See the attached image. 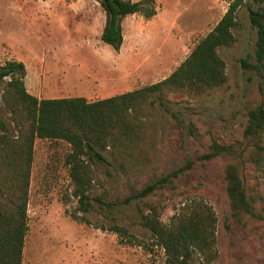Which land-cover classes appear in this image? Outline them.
<instances>
[{
	"label": "rangeland",
	"instance_id": "obj_1",
	"mask_svg": "<svg viewBox=\"0 0 264 264\" xmlns=\"http://www.w3.org/2000/svg\"><path fill=\"white\" fill-rule=\"evenodd\" d=\"M153 6L147 19L136 13L122 17V42L114 50L99 39L104 13L96 0H0V66L21 61L23 86L37 98L107 97L169 74L213 27L226 2L153 0ZM235 18L234 42L217 48L224 62L223 84L199 94L168 92L167 112L155 102L148 107L144 156L129 166L119 159L98 166L89 194L101 195L103 203L90 200L87 221L71 216L80 212L63 163L68 144L34 139L21 264H164L162 250L150 245L139 215L147 204H157L159 219L167 222L190 199L207 203L216 216V255L208 264H264V177L244 163L241 178L252 200L249 213L235 219L221 176L224 160L198 158L211 140L240 141L247 109L264 106V64L256 71L238 62H253L255 33L245 5ZM0 117L13 134L1 101ZM103 154L110 160L108 150ZM171 172L176 175L170 184L133 197ZM0 203L7 205L1 194ZM110 225L125 227L143 244L120 241ZM190 262L205 264L196 256Z\"/></svg>",
	"mask_w": 264,
	"mask_h": 264
},
{
	"label": "trees",
	"instance_id": "obj_2",
	"mask_svg": "<svg viewBox=\"0 0 264 264\" xmlns=\"http://www.w3.org/2000/svg\"><path fill=\"white\" fill-rule=\"evenodd\" d=\"M104 13L99 34L102 43L117 50L122 42L120 21L129 14L147 19L154 14L153 0H96ZM226 8L213 27L198 39L178 65L162 79L140 87L94 100L82 96L37 98L22 83L23 63L6 60L0 66V101L7 112L13 134L0 117V264H21L23 238L27 229L26 203L32 144L34 139L62 140L69 146L63 156L67 177L80 214L71 216L87 221L84 214L91 201L103 203L101 195L90 196L95 171L101 164L120 160L128 166L144 156L147 109L154 102L168 111L164 101L171 91L199 94L225 81L224 62L217 53L231 45L237 25L236 10L245 5L246 17L254 29L252 63L238 59L244 68L259 70L264 64V0H225ZM6 78V80H4ZM108 150L107 156L103 151ZM201 160L221 158V176L229 215L235 219L249 213L250 201L241 178L244 163L264 177V106L246 111L241 140L219 143L211 140ZM107 173V170L105 169ZM175 172L160 176L143 186L133 197H143L153 189L170 184ZM106 204V203H105ZM161 206L147 204L138 223L150 233V245L160 248L164 264H191L196 256L208 264L216 255V216L207 203L190 199L183 202L167 222L159 219ZM109 230L129 243L143 242L120 225Z\"/></svg>",
	"mask_w": 264,
	"mask_h": 264
}]
</instances>
